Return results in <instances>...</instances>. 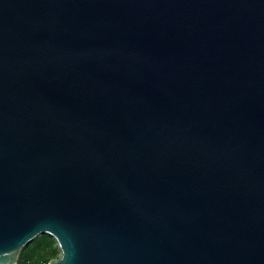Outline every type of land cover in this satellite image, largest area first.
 <instances>
[{
	"label": "water",
	"instance_id": "95a60500",
	"mask_svg": "<svg viewBox=\"0 0 264 264\" xmlns=\"http://www.w3.org/2000/svg\"><path fill=\"white\" fill-rule=\"evenodd\" d=\"M264 264V0H0V264Z\"/></svg>",
	"mask_w": 264,
	"mask_h": 264
},
{
	"label": "rangeland",
	"instance_id": "374dc122",
	"mask_svg": "<svg viewBox=\"0 0 264 264\" xmlns=\"http://www.w3.org/2000/svg\"><path fill=\"white\" fill-rule=\"evenodd\" d=\"M27 245H29L26 249L28 259L25 264H38L40 259L45 257L55 245L57 246L55 240L47 234L38 235V238L35 237ZM59 255L60 253H57L56 257Z\"/></svg>",
	"mask_w": 264,
	"mask_h": 264
},
{
	"label": "trees",
	"instance_id": "16d2710c",
	"mask_svg": "<svg viewBox=\"0 0 264 264\" xmlns=\"http://www.w3.org/2000/svg\"><path fill=\"white\" fill-rule=\"evenodd\" d=\"M51 237V236H50ZM38 238V236L36 237ZM29 245H25L24 248L21 250L20 255H19V260H18V264H25L28 256L26 255V249ZM58 252V247L55 245L53 247V249H51L49 251V253H47V255L45 257H43L42 259H40V262L38 264H46L49 262V260L56 258Z\"/></svg>",
	"mask_w": 264,
	"mask_h": 264
}]
</instances>
